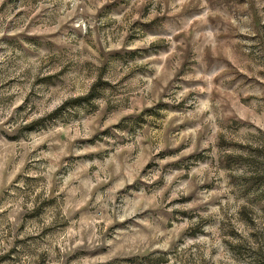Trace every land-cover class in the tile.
<instances>
[{
    "label": "rangeland",
    "instance_id": "rangeland-1",
    "mask_svg": "<svg viewBox=\"0 0 264 264\" xmlns=\"http://www.w3.org/2000/svg\"><path fill=\"white\" fill-rule=\"evenodd\" d=\"M0 264H264V0H0Z\"/></svg>",
    "mask_w": 264,
    "mask_h": 264
}]
</instances>
